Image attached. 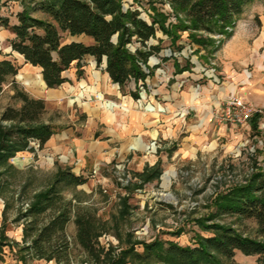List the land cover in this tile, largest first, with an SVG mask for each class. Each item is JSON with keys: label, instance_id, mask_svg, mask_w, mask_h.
<instances>
[{"label": "trees", "instance_id": "obj_1", "mask_svg": "<svg viewBox=\"0 0 264 264\" xmlns=\"http://www.w3.org/2000/svg\"><path fill=\"white\" fill-rule=\"evenodd\" d=\"M255 1L153 0L149 3L153 13L149 23L140 17L139 10H125L124 0H41L39 7L47 16L46 19L33 16L31 10L34 7L27 0H20L24 8L17 14V23L11 25L8 17L0 16V26L13 36L10 40L12 52L21 55L26 64L40 69L47 88L56 89L68 82L65 74L72 68L77 69L79 77L82 76L81 63L90 56L95 58L97 67L105 63V71L112 82L123 90L130 81L134 80L137 87L140 81L144 82L154 73L152 68H148L150 70L147 73L143 66H148L149 58L162 51L161 43L149 44L152 39H157L158 30L179 51L183 49L179 44L182 34L187 32L190 44L210 49L211 53L217 39L232 36L231 30L235 28L246 6ZM157 3L171 6L177 17L175 24L167 26L168 16ZM3 6L4 2L0 0V12ZM68 35L87 36L93 40V44L66 42ZM115 36L116 42L113 39ZM136 43L140 47L131 51L130 46ZM194 53L200 54L201 50L197 49ZM19 70L20 67L14 61H0V95L8 80L12 79L15 87L13 98L21 103L19 108L7 107L1 115V122L9 123L10 126H0V166L8 164L19 152L33 150L31 142L43 148L55 134V127L43 120L45 101L18 87L16 76ZM132 96L138 99V91L133 92ZM160 165L158 162L138 172L136 176L139 182L128 185L126 189H141L159 180L162 175ZM62 183L79 186L87 183V180L59 170L55 182L35 194L24 214L25 219H29L24 229V239L29 238L31 242L16 251V264H27V256L30 255L37 260H55L58 264L68 261L70 244L66 227L71 220L72 210L71 202H64L62 198L58 187ZM126 202L127 199H123V203ZM213 207L214 213L196 221L210 235H196L193 245L183 246L176 241L157 238L150 242H137L119 253L113 249L105 252L96 245L100 236L96 228L97 218L84 208L75 215L76 237L88 254L97 259L103 257L107 264H225L224 261H231L237 252L255 256L256 264H264V168L254 172L245 184L234 185L218 194L213 200ZM227 215L254 221L262 239L246 236L234 227L218 222ZM135 245H139L138 248ZM7 247L12 251L14 244L2 233L0 263L5 262Z\"/></svg>", "mask_w": 264, "mask_h": 264}, {"label": "rangeland", "instance_id": "obj_2", "mask_svg": "<svg viewBox=\"0 0 264 264\" xmlns=\"http://www.w3.org/2000/svg\"><path fill=\"white\" fill-rule=\"evenodd\" d=\"M2 1L4 6L0 16L8 17L11 25L16 24L17 14L24 8L22 2L20 0ZM40 1L27 0L28 4L34 7L31 10L32 15L36 18L46 19L47 16L40 10ZM150 1L153 2V0H124V9L139 10L141 12L140 17L150 23V15L153 14L150 9ZM255 2L252 5L249 4L252 7L250 6L247 13L248 15L254 14L256 17L251 19L253 23L245 25L244 34L241 35L237 32L236 24L235 28L231 30L232 36L226 39H217L211 53H209L210 49L207 50L190 44L187 40V32L182 34L179 44L183 46V49L179 51L176 46H171L170 40L161 30L157 31V39H152L149 44L158 45L161 43L162 51L159 55H152L149 58L148 66H143L147 73L150 70L148 68H152L154 73L143 82L145 84L144 90L139 89L140 84L138 83L135 88L139 94L137 100L144 101L147 99V82L153 76L167 72L168 68L170 70L167 74H170L171 71L172 76L176 77L183 72L190 74L192 70L195 72L192 73L197 77L205 74L215 75L221 80L219 87L233 84L234 89L232 93L217 102L213 111L212 122L217 126L224 125L233 136L229 134L227 137L212 143L207 142L196 155L183 154L182 149L186 145L184 137L187 130L185 123L190 122V118L195 120L192 114L189 115L184 108L179 114L183 124L178 131L177 138L168 141L154 139L149 143L148 150L144 154L157 158L153 165H148L149 167L160 162L162 175L159 180L148 183L141 189L131 187L130 190H127L128 185L139 182L136 176L138 172L120 161L112 162L101 173L94 174L96 177L94 176L93 182L79 186L63 183L58 185L64 202H71L72 210L71 220L66 227L70 255L64 264H107L103 261V257L97 259L91 256L78 243L75 215L79 209H88L96 216V228L100 233L96 245L105 252L113 249L114 252L119 253L134 246L137 242H150L157 238L176 241L183 246L193 245L196 235H210L209 232L202 230L196 221L206 219L214 213V198L234 185L245 184L254 172L264 168V107L253 103L249 98L252 91L250 76L252 70L242 66L235 67V65H233L235 68H230L232 73L223 70V67H226L225 62L230 63L234 53L241 48V43H247L251 47L256 37H259L258 29H254L256 28L255 25L260 22L257 18L264 13V0H256ZM156 5L168 16L167 26L177 22V17L173 14L168 3L163 5L157 3ZM236 35L239 40H235ZM10 38L13 36L9 31L0 26V54L7 57L12 56V60L17 58L13 61L19 66L20 63L23 64L24 60L12 53ZM158 39L163 40V42L158 41ZM137 47L140 46L136 43L131 45L130 49L135 51ZM197 49L201 50L200 54L194 53ZM221 60H224V64L221 63ZM177 63L179 66H176ZM189 66L190 68L186 69ZM180 69L186 71L181 72ZM28 70L30 71L22 70L20 78L17 79L19 80L18 87L26 91L24 82L28 80L32 82L37 94H44V89L41 90L40 88V70L33 67H29ZM243 70L249 71L244 74V80L239 82L236 75L242 74ZM198 82L202 83L203 79L194 83ZM187 85H183L182 88L185 89ZM142 92L143 95L140 94ZM14 95L15 87L12 85V79H9L0 95V126L2 127L10 126L9 123L1 122L3 111L9 106L19 108L21 105L18 100L13 98ZM232 95H239L260 110L253 121L245 125L235 126L221 117L222 111H220L219 117L216 116L215 112L218 107L226 104ZM98 98V95L94 96L95 100H99ZM107 104L113 106L111 102H107ZM145 107L155 108L150 103L145 104ZM43 120L52 124L57 132L72 130L74 135H78L87 123V116L81 113L80 109L73 103L56 104L50 102L48 108L46 105ZM30 147L33 150L19 152L9 160L8 164L0 166V234L3 233L8 241L14 244L12 251L9 247L6 248L5 262L0 264H16V251L30 244L31 239H24V229L29 224V219H25L24 214L35 194L51 186L55 182L59 170L73 173V165L67 161L66 156L52 155L45 146L40 148L35 142H31ZM168 171L174 172L175 176L172 178L169 188H165L163 177ZM125 198L127 202L123 203ZM218 222L230 225L246 236L262 239L258 234L256 223L252 220L227 215ZM177 232L181 233L174 235ZM24 241H27L26 244ZM15 243H18V246H15ZM224 263L256 264L257 257L245 256L237 252L231 261L225 260ZM27 264L58 263L55 260L49 262L37 260L30 255V257L27 256Z\"/></svg>", "mask_w": 264, "mask_h": 264}, {"label": "crops", "instance_id": "obj_3", "mask_svg": "<svg viewBox=\"0 0 264 264\" xmlns=\"http://www.w3.org/2000/svg\"><path fill=\"white\" fill-rule=\"evenodd\" d=\"M251 5L245 8L237 22V32L241 35L245 32V25L253 23L251 19L256 17L247 13ZM257 19L260 22L255 25L254 30L258 29L259 37H256L251 47L247 43H241V48L234 53L230 63L225 62L226 67H223V70L232 73L231 69L238 66L251 69L252 91L249 98L253 103L264 107V13ZM66 38V42L93 44V40L87 36L68 35ZM235 40H239L237 35ZM12 53L23 58L16 52ZM4 59L13 61L17 58L12 60V56L0 54V61ZM221 63L224 64V60H221ZM81 64L82 76L78 77L77 69L72 68L65 74L68 82L61 87L49 89L45 84H40L41 90L44 89L42 95L35 92L32 82L25 80L24 85L26 92L43 99L47 108L50 102L56 104L69 102L75 104L81 113L87 116V123L80 134L74 135L72 130L55 131L45 145L52 155L66 156L67 161L73 165V173L84 177L87 183L93 182L94 174L101 173L112 162L122 161L137 172H143L146 166L153 165L157 158L144 155L149 143L154 139L162 141L176 139L183 124L179 114L184 108L195 120L190 118V122L185 123L187 130L183 154L196 155L207 142L212 143L229 134L233 136L224 125L217 126L212 122L217 102L234 89L233 84L219 87L221 80L215 75L205 74L197 77L192 70L190 74L183 72L182 78H179L181 75L172 76L171 71L167 74L170 70L168 68L167 72L150 78L147 82V99L138 101L132 96L136 88L134 80L121 90L105 71V63L97 67L95 58L88 56ZM23 65L25 67H22ZM19 67L17 83L22 70L28 72L29 67L33 66L24 61ZM249 70H243L242 74L236 75L239 82L244 80L243 76ZM173 71L175 72V69ZM201 79L202 83H194ZM183 85L187 87L183 89ZM95 95L99 96V100L94 99ZM107 102L113 103V106H109ZM147 103L155 108L145 107ZM139 144H142L143 148Z\"/></svg>", "mask_w": 264, "mask_h": 264}, {"label": "built area", "instance_id": "obj_4", "mask_svg": "<svg viewBox=\"0 0 264 264\" xmlns=\"http://www.w3.org/2000/svg\"><path fill=\"white\" fill-rule=\"evenodd\" d=\"M139 84V89L144 90L145 84L141 81ZM140 94L143 95V92ZM220 111H222L221 117H224L227 122L235 126L250 123L260 113L258 108L245 101L239 95H232L226 104L218 107L215 112L217 117H219Z\"/></svg>", "mask_w": 264, "mask_h": 264}, {"label": "bare ground", "instance_id": "obj_5", "mask_svg": "<svg viewBox=\"0 0 264 264\" xmlns=\"http://www.w3.org/2000/svg\"><path fill=\"white\" fill-rule=\"evenodd\" d=\"M41 81H40V83L41 84H45L44 83V81L42 80V77H41V79H40ZM139 145H141V148H143V145L142 144H139ZM147 150V149H146ZM50 161H52V159H49ZM175 176V173L174 172H172V171H168V172H166V174L164 175V177H163V186L165 187V188H169V186H170V183H171V181H172V178Z\"/></svg>", "mask_w": 264, "mask_h": 264}, {"label": "water", "instance_id": "obj_6", "mask_svg": "<svg viewBox=\"0 0 264 264\" xmlns=\"http://www.w3.org/2000/svg\"><path fill=\"white\" fill-rule=\"evenodd\" d=\"M113 39L116 42L117 41V36H115ZM144 70L146 71V68L145 67H144Z\"/></svg>", "mask_w": 264, "mask_h": 264}]
</instances>
